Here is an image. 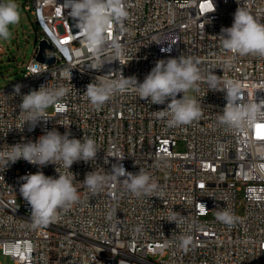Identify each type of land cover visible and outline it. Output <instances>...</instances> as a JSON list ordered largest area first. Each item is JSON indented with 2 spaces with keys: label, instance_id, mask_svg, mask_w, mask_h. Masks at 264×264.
<instances>
[{
  "label": "built area",
  "instance_id": "built-area-1",
  "mask_svg": "<svg viewBox=\"0 0 264 264\" xmlns=\"http://www.w3.org/2000/svg\"><path fill=\"white\" fill-rule=\"evenodd\" d=\"M25 1L41 36L22 65L23 75L0 87V150L35 142L55 128L70 132V138L94 139L100 151L95 161L72 165L80 201L58 209L44 227H33L19 188L24 176L38 170L57 177L56 165L40 169L21 159L0 170V252L14 264H264V57L237 55L228 66L233 54L218 36L231 27L238 6L264 23V0H240V5L237 0H125V30L115 24L106 29L99 57L84 43L65 0ZM43 40L54 47L46 49L47 57H55L52 64L37 60ZM114 40L123 48L118 58L110 47ZM179 56L199 61L201 70L200 90L192 98L202 114L191 124L169 127L167 118L155 115L167 102L148 103L132 89L116 93L100 109L84 95L99 78L119 79L122 73L142 82L158 60ZM98 62L102 69H92ZM210 71L220 80L217 90L207 83ZM225 80L238 82L244 102L259 106L255 121L239 128L219 122ZM42 85L70 91L46 110L49 120L30 129L20 112L21 97ZM179 141L184 151L176 150ZM117 163L134 174L148 171L157 185L154 193L137 198L121 178L93 196L82 183L85 175L110 174ZM224 209L239 217L232 227L216 218ZM174 213L181 222L169 221ZM182 238L190 241L186 247Z\"/></svg>",
  "mask_w": 264,
  "mask_h": 264
},
{
  "label": "clouds",
  "instance_id": "clouds-1",
  "mask_svg": "<svg viewBox=\"0 0 264 264\" xmlns=\"http://www.w3.org/2000/svg\"><path fill=\"white\" fill-rule=\"evenodd\" d=\"M240 5V0H237ZM64 7L76 21L89 51L99 57L106 43V29L112 24L124 29V22L128 19L125 0H65ZM21 11L18 0H0V41H7L12 36L11 29L20 23ZM221 44L226 52L232 53L226 64L235 56L255 55L264 57V23L254 16L247 8L238 6L233 17L231 27L221 29ZM110 47L115 57L123 54L122 45L115 40ZM199 61L191 57L179 56L158 60L142 82L135 76L119 79L99 78L87 85L84 95L95 109H100L111 100L116 93H125L132 89L141 100L155 105H164L166 108L155 111L158 119L167 118L169 127H178L191 124L201 117V105L188 95L192 90L199 92L198 82L202 79ZM103 62H98L92 69L100 70ZM67 72L71 79V72ZM211 90L219 88L220 80L213 71L207 77ZM226 105L219 116V122L230 128H239L245 122H253L259 114L257 104L245 103L243 93L238 82L223 81ZM21 85L15 86V93L20 94ZM70 89L63 85L48 87L42 85L38 90H32L21 97L19 105L24 125L34 129L40 122H46V110L65 98ZM178 94H182L177 98ZM22 126V130L24 128ZM20 129V128H18ZM21 130V129H20ZM70 132L61 134L53 128L46 131L35 142L16 143L0 150V170L7 169L19 160H24L42 169L49 164L56 165L57 177L46 176L43 171L24 176L19 188L22 198L31 208L33 227L49 225L56 216L57 210L80 201L78 190L74 185L76 176L70 171L72 165L79 161H95L100 151L96 141L86 135L82 139L70 138ZM123 158H118L122 160ZM64 171H60V169ZM123 178L124 187L135 197L151 196L157 188L152 181L151 174L144 169L138 173L127 171L123 164L112 165L110 174L100 171L87 173L82 181L89 192L94 196L103 190L106 184ZM115 210L109 212L111 220ZM217 220L232 227L239 221L228 209L218 211ZM177 214H173L169 221L181 222ZM190 241L182 238V246Z\"/></svg>",
  "mask_w": 264,
  "mask_h": 264
},
{
  "label": "rangeland",
  "instance_id": "rangeland-1",
  "mask_svg": "<svg viewBox=\"0 0 264 264\" xmlns=\"http://www.w3.org/2000/svg\"><path fill=\"white\" fill-rule=\"evenodd\" d=\"M21 20L11 29L12 36L7 41H0L3 52L0 53V87L23 75L22 65L27 63L34 54L35 42L41 34L37 31V19L32 10L28 9L25 0H18ZM194 90L188 95L192 97ZM50 108H48L49 110ZM177 151L185 150V143L179 141ZM238 213H244V205L238 207ZM0 262L14 264V261L0 252Z\"/></svg>",
  "mask_w": 264,
  "mask_h": 264
},
{
  "label": "water",
  "instance_id": "water-1",
  "mask_svg": "<svg viewBox=\"0 0 264 264\" xmlns=\"http://www.w3.org/2000/svg\"><path fill=\"white\" fill-rule=\"evenodd\" d=\"M50 48L54 50V47L50 44H48L45 40L41 41L40 43V52L37 56V60L42 61V62H48L49 64L54 63L55 57L52 55L51 57L46 56V49Z\"/></svg>",
  "mask_w": 264,
  "mask_h": 264
}]
</instances>
